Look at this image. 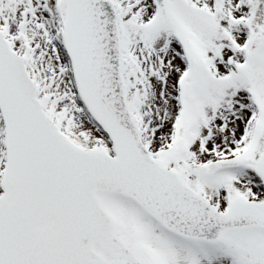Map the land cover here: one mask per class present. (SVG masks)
I'll list each match as a JSON object with an SVG mask.
<instances>
[{"label": "snow or ice", "instance_id": "6c2138e0", "mask_svg": "<svg viewBox=\"0 0 264 264\" xmlns=\"http://www.w3.org/2000/svg\"><path fill=\"white\" fill-rule=\"evenodd\" d=\"M0 264H264V0H0Z\"/></svg>", "mask_w": 264, "mask_h": 264}]
</instances>
